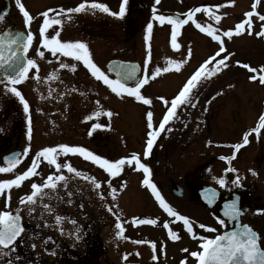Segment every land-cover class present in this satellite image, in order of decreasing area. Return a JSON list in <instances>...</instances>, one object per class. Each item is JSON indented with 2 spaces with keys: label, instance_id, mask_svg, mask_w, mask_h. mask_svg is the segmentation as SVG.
I'll return each instance as SVG.
<instances>
[{
  "label": "rangeland",
  "instance_id": "obj_1",
  "mask_svg": "<svg viewBox=\"0 0 264 264\" xmlns=\"http://www.w3.org/2000/svg\"><path fill=\"white\" fill-rule=\"evenodd\" d=\"M130 2L112 0L111 14L92 2L79 14L82 32L96 38L99 62L141 64L135 87L107 89L85 74L77 83L47 87L25 79L0 87V213H20L28 224L15 244L17 264H77L78 255L81 264H174L192 245L184 234L168 241L165 222L181 231L176 222L188 217L203 232H221L199 189L264 203V0H144L138 13ZM56 4L32 2V12ZM167 10L195 18L170 25L162 18ZM192 72L199 77L185 95ZM105 108L109 141L106 134L96 145L82 139L81 163H37L39 151L68 145L62 139L46 146L41 135L76 139L87 126L85 116L79 125L78 111L96 109L99 119ZM17 143L22 156L5 168L2 158ZM174 185L183 197L172 194ZM141 221L150 225L137 226ZM10 263L0 251V264Z\"/></svg>",
  "mask_w": 264,
  "mask_h": 264
},
{
  "label": "flooded vegetation",
  "instance_id": "obj_2",
  "mask_svg": "<svg viewBox=\"0 0 264 264\" xmlns=\"http://www.w3.org/2000/svg\"><path fill=\"white\" fill-rule=\"evenodd\" d=\"M143 1L144 0H131L129 4H136V9L132 8L131 10H133V12L135 13H138L137 9L139 8L137 7H139L138 5H141ZM159 1L163 2L164 0ZM167 1L170 2L171 0ZM32 2H56L58 6L57 4L54 6L47 5L41 9L40 15L36 16L32 12ZM92 2H99L101 4L99 5V9L104 11L106 9V13H112V0H0V26L3 29L2 32L7 29H11L12 31L21 30L28 37L29 64L23 80L27 79L30 81H34L40 79V82L44 83L48 87L53 83L61 85L70 80H73V82L77 83L82 74H85L88 78L91 77V79L93 80L97 79V81L104 88L108 89V87L114 85L115 78L113 75L109 74L107 70L108 64L114 59L109 60L108 62H99L96 57V38L93 36V33H90L86 30L82 32L80 28L83 23L82 16L79 14V8L81 9L82 5H86L85 7L88 8L90 7V5H92L91 8H94ZM103 7H105V9H102ZM91 8H89L88 10L90 11ZM203 8L207 10L208 5H204ZM19 12L21 14V18L18 14ZM92 12H95V10H93ZM166 12L173 11L167 10ZM88 14L89 12L87 11V13H85L84 15L85 18H88L86 19L85 24H90V22L92 23V20H94L93 18H89ZM190 15H192V18ZM189 16L190 20H193L195 18V14L193 13L188 14L187 18ZM94 17H98L96 15V12ZM129 18H131V16ZM101 23H104V21L99 22V24ZM204 68V65H201V67H199V71H202ZM193 73L194 72H192L191 75H188L187 77L188 82L185 95L189 94L190 90L195 86V83H197V78L199 76L196 77L195 75H193ZM180 99L181 101H183L184 94ZM28 103H30V105L29 107H27V125L30 127L34 121L33 119L35 113L33 109L30 108L31 104H33L34 102L30 101ZM197 108L198 106L196 105L194 109ZM78 112L79 113H77V116H79V125L82 124L81 121L83 118L85 120L84 122L87 123L86 127H81L79 130V132L83 131L84 134H81L76 139L72 140L69 137L65 138L66 136L60 135H55L52 139L50 138V136L45 137L44 135H41L40 137L42 141H44V139L46 140V146L51 145L47 142L57 140L60 142L62 139H64L63 142H66L67 140L68 145L54 146L52 149L51 146H49L44 150L39 151V153H42L43 156H41L42 158L37 163H54L53 165H57V163L62 164L68 162L69 160L81 163V153L83 148L81 147L82 139H87V141H90L91 143H94L96 145L97 143H100L102 135L106 134L108 140L109 132L108 130L104 131L103 128L104 125L109 126L111 123L112 116L109 109L105 108L104 113H102L103 116H101L99 119L97 117L96 109L92 112H90L88 109L85 114H82L80 111ZM168 120L169 118H166L165 122H167ZM166 124H164V126ZM31 133H33V130L29 129V134ZM77 140L79 142H77ZM18 147L19 144L17 143L16 149L6 152L5 155L11 152L19 151L21 152L22 156V151ZM84 150L86 152L91 151L92 153L91 146L85 145ZM233 194L234 193H232L230 197L226 195H220L219 201L214 205L213 208H208L207 205L202 203L203 207H205L208 212H211L217 216V222L220 225L219 227H221L220 233L211 235L203 232V230H201L197 226V224L195 225L191 218L188 217L176 222L177 225H179V227L181 228V231L173 230L171 229L169 223H164L163 231L166 235L170 236H168V241L175 244L178 242V235L184 234L185 236L189 237V241L192 245L191 251L185 249V251L183 252L184 256L177 259L176 257H174V264H204V248L207 245L211 244L217 236L236 228V224L238 223V221L241 225L248 226L252 230V232L257 235L259 246L264 251V203L258 204L259 200L257 199L256 195L254 197H252L253 195H251V197H249L250 201L247 202L246 196L242 193H239L238 209L231 211L227 217L222 213V210L224 208L225 202L230 201ZM2 215L3 213H0V226L4 222ZM9 215L11 214H7L6 217H8ZM247 216H249L250 218L253 217L252 223L246 220ZM145 225L148 226L150 225V223L146 222ZM27 227L28 224H25L23 233L26 231ZM20 238H18L16 242H14L13 245L8 249H4L0 246V251H5L10 254V264H17V259L20 257V253H18L15 248V244ZM164 249L165 247L163 248L159 246V250L162 251L161 254L166 257V254H163ZM185 253L187 254V256H185ZM80 256L81 255H78V258L76 260L79 261L77 264H81ZM61 258L62 257H60V259ZM66 259L64 262H66L67 264H71L68 263ZM64 262L62 264H66Z\"/></svg>",
  "mask_w": 264,
  "mask_h": 264
},
{
  "label": "water",
  "instance_id": "obj_3",
  "mask_svg": "<svg viewBox=\"0 0 264 264\" xmlns=\"http://www.w3.org/2000/svg\"><path fill=\"white\" fill-rule=\"evenodd\" d=\"M164 18L172 23H182L180 15L164 14ZM29 64L28 37L21 31L5 30L0 34V86L12 85L21 81ZM107 70L115 77V85L120 88H130L137 85L141 79V66L137 62L111 61ZM21 152L16 151L3 157V164L7 167L15 164ZM172 194L181 198L184 190L174 185ZM203 204L213 208L219 201L220 193L212 186L199 190ZM238 195L233 194L230 201L225 202L222 213L227 217L233 210L238 209ZM221 213V212H220ZM231 218V217H229ZM23 229L22 217L19 214L8 217L0 227V245L10 247L21 235ZM204 264H264V251L260 248L257 235L240 222L236 228L218 236L211 245L204 250Z\"/></svg>",
  "mask_w": 264,
  "mask_h": 264
},
{
  "label": "trees",
  "instance_id": "obj_4",
  "mask_svg": "<svg viewBox=\"0 0 264 264\" xmlns=\"http://www.w3.org/2000/svg\"><path fill=\"white\" fill-rule=\"evenodd\" d=\"M84 256V255H83ZM84 262V261H83ZM67 264V263H66Z\"/></svg>",
  "mask_w": 264,
  "mask_h": 264
}]
</instances>
